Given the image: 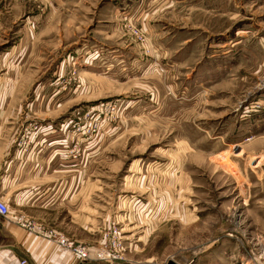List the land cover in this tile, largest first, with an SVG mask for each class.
<instances>
[{
    "label": "rangeland",
    "instance_id": "rangeland-1",
    "mask_svg": "<svg viewBox=\"0 0 264 264\" xmlns=\"http://www.w3.org/2000/svg\"><path fill=\"white\" fill-rule=\"evenodd\" d=\"M0 113L62 134L93 261L264 264V0H0Z\"/></svg>",
    "mask_w": 264,
    "mask_h": 264
},
{
    "label": "crops",
    "instance_id": "crops-1",
    "mask_svg": "<svg viewBox=\"0 0 264 264\" xmlns=\"http://www.w3.org/2000/svg\"><path fill=\"white\" fill-rule=\"evenodd\" d=\"M4 117L0 118V182L6 189L2 197L19 207V214L12 216H23L35 228L26 230L15 224L12 217L0 216V264H17L20 258H26L29 264H99L73 263L70 252L58 247L52 238L61 234L78 243L85 239L44 220L60 206L55 201L60 192L58 187L70 186L75 180V165L70 163L60 143L62 134L43 128L37 142L27 147L30 151L24 154L21 148L12 145V124Z\"/></svg>",
    "mask_w": 264,
    "mask_h": 264
},
{
    "label": "built area",
    "instance_id": "built-area-1",
    "mask_svg": "<svg viewBox=\"0 0 264 264\" xmlns=\"http://www.w3.org/2000/svg\"><path fill=\"white\" fill-rule=\"evenodd\" d=\"M33 133H34V130L30 134H28L29 135L28 138L32 137ZM0 216L4 218L12 217L13 222L15 224H17L18 226L26 230L32 231L35 228V224L32 221L27 220L23 216H12V213L10 211L9 202L5 200L1 195H0ZM37 228L39 229V227ZM114 234H116L115 229L113 230V233H112L113 244H114L113 246L119 247V250H120L121 248L120 240L121 239L118 236L114 238ZM52 239H53V242L58 247L67 249L70 252L73 263L93 261V260H99V259L107 260L113 263L121 259L118 253H113V255H111L110 253H107L105 249L106 247H101L95 253H92L89 250V247L87 245L82 244V243H76L61 234H55ZM115 251H118V250H115ZM261 251L264 253V250H261ZM17 264H29V262L26 258H20Z\"/></svg>",
    "mask_w": 264,
    "mask_h": 264
},
{
    "label": "water",
    "instance_id": "water-1",
    "mask_svg": "<svg viewBox=\"0 0 264 264\" xmlns=\"http://www.w3.org/2000/svg\"><path fill=\"white\" fill-rule=\"evenodd\" d=\"M167 264H175V263H173V262H168Z\"/></svg>",
    "mask_w": 264,
    "mask_h": 264
},
{
    "label": "bare ground",
    "instance_id": "bare-ground-1",
    "mask_svg": "<svg viewBox=\"0 0 264 264\" xmlns=\"http://www.w3.org/2000/svg\"><path fill=\"white\" fill-rule=\"evenodd\" d=\"M264 244H262V246H263Z\"/></svg>",
    "mask_w": 264,
    "mask_h": 264
}]
</instances>
